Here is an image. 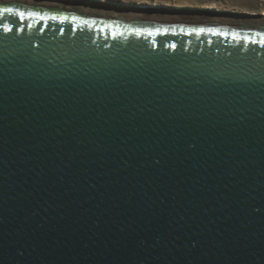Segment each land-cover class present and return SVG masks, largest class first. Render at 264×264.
<instances>
[{
	"label": "water",
	"instance_id": "1",
	"mask_svg": "<svg viewBox=\"0 0 264 264\" xmlns=\"http://www.w3.org/2000/svg\"><path fill=\"white\" fill-rule=\"evenodd\" d=\"M92 2L0 0V264H264V18Z\"/></svg>",
	"mask_w": 264,
	"mask_h": 264
},
{
	"label": "rangeland",
	"instance_id": "2",
	"mask_svg": "<svg viewBox=\"0 0 264 264\" xmlns=\"http://www.w3.org/2000/svg\"><path fill=\"white\" fill-rule=\"evenodd\" d=\"M65 3L71 2H82L86 5H90L93 3V0H61ZM104 2H110L115 4H125L129 6H133L132 8H136L135 6H146L148 9H156L161 12L167 13H177L171 10L181 9L182 14L190 13L193 14H207L210 15L209 12L214 11L216 13H233L227 14L225 16L232 15H247L250 14L253 17L261 16L264 18V0H99ZM168 9H171L168 11ZM135 11L144 10L145 8H136ZM134 10L130 12L135 13ZM257 15V16H256Z\"/></svg>",
	"mask_w": 264,
	"mask_h": 264
},
{
	"label": "snow or ice",
	"instance_id": "3",
	"mask_svg": "<svg viewBox=\"0 0 264 264\" xmlns=\"http://www.w3.org/2000/svg\"><path fill=\"white\" fill-rule=\"evenodd\" d=\"M3 12L9 13V12H12V9H10V8H4L3 9ZM19 15L23 16V13H20Z\"/></svg>",
	"mask_w": 264,
	"mask_h": 264
},
{
	"label": "bare ground",
	"instance_id": "4",
	"mask_svg": "<svg viewBox=\"0 0 264 264\" xmlns=\"http://www.w3.org/2000/svg\"><path fill=\"white\" fill-rule=\"evenodd\" d=\"M132 10H134V9H132ZM259 17V16H258ZM261 17V16H260ZM262 18V17H261Z\"/></svg>",
	"mask_w": 264,
	"mask_h": 264
}]
</instances>
